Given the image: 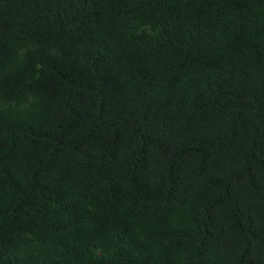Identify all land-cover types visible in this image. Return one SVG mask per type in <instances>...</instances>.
I'll return each mask as SVG.
<instances>
[{
  "label": "trees",
  "instance_id": "trees-1",
  "mask_svg": "<svg viewBox=\"0 0 264 264\" xmlns=\"http://www.w3.org/2000/svg\"><path fill=\"white\" fill-rule=\"evenodd\" d=\"M0 264H264V0H0Z\"/></svg>",
  "mask_w": 264,
  "mask_h": 264
}]
</instances>
